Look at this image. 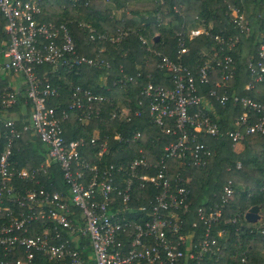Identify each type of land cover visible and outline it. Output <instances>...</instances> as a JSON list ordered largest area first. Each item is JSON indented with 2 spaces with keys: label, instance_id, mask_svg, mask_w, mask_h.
I'll return each instance as SVG.
<instances>
[{
  "label": "built area",
  "instance_id": "obj_1",
  "mask_svg": "<svg viewBox=\"0 0 264 264\" xmlns=\"http://www.w3.org/2000/svg\"><path fill=\"white\" fill-rule=\"evenodd\" d=\"M229 11V20L238 35H248L250 30L243 16L234 8ZM40 15V0H0L6 35L0 48V264H199L204 256L218 257L221 246L217 237L224 230H217L216 237L211 236V230L220 219L222 204L232 195L230 181L222 187L220 204L195 210L202 226L199 238L194 239L193 232H179L181 220L177 212L186 213L188 209L189 178L184 174L191 167L203 166L211 156L207 145L197 141V135H220L217 122L204 112L208 110L207 101L216 102L221 109L230 105L241 108L231 129L223 134L231 146L240 145L247 135L264 136V105L226 91L234 69L231 57L222 55L219 61H205L194 73L179 61L162 57L156 67L168 72L169 87L153 83L150 73L124 74L119 66L113 85L122 88L142 83L137 106L145 107L149 122L161 134L176 135V140L163 146L154 164L148 163L141 148L123 166L102 164V158L109 155L108 140L120 141L119 134L99 139L93 133L88 138L66 140L63 128L70 111L76 113L75 119L82 125L101 119L102 111L95 105L105 98L74 87L66 94L64 105L55 102L60 98L59 86L51 84L40 69L49 66L56 80H67L65 75L81 65L108 73L111 64L98 56H77L66 27L40 21ZM87 32L93 40L92 30L87 27ZM203 32L198 26L176 34L177 60L187 51L185 39ZM127 34L121 30L116 36L100 34L96 38L118 43ZM215 40L221 41L217 37ZM236 40L237 36L228 38L227 49H233ZM141 44L151 52L147 41L141 40ZM256 58L247 64L253 82H259L264 75V44ZM58 69L63 71V78ZM206 85L212 88L202 94L199 86ZM21 88L30 109L27 123L17 124L18 120L5 115L17 105ZM139 116V110L123 106L109 113L112 121L125 124ZM24 134L35 137L45 148V159L36 167H18L15 160ZM131 139L138 140L139 134H131ZM87 147L92 150L91 162L85 156ZM171 162L178 165L171 166ZM239 167L236 161L234 168ZM51 169L59 173L63 190L49 181ZM136 189L155 191L152 199L144 200L148 211L144 206L135 207L142 212L137 216L131 205L138 202L133 197ZM236 221V217H228L223 224ZM259 233L263 234V230ZM86 245L90 254L84 260L81 252ZM240 263L244 264L245 258Z\"/></svg>",
  "mask_w": 264,
  "mask_h": 264
},
{
  "label": "trees",
  "instance_id": "obj_2",
  "mask_svg": "<svg viewBox=\"0 0 264 264\" xmlns=\"http://www.w3.org/2000/svg\"><path fill=\"white\" fill-rule=\"evenodd\" d=\"M109 1L115 10L127 8L129 5L131 8H128L124 18L116 19L111 15V11L103 7V0H40V21L54 25L63 24L70 34L77 56H98L111 64V71L108 73L81 65L77 71H71L64 77L63 71L58 69L57 73L67 80H56L54 73H50L49 66L41 67L40 73L46 72L45 78L48 77L51 84L59 86L60 98L55 102L64 105L66 94L71 93L74 87L89 90L105 98L104 102L95 105L102 111L101 119L97 118L87 125L77 122L76 113L70 111V117L63 128L66 140L88 138L93 133L101 139L117 133L121 140H108L109 155L102 158V164L117 163L123 166L133 158L139 148L143 149L148 163L154 164L161 156L163 146L174 142L176 135L161 134L149 122L145 107L137 106L142 83L125 84L122 88L113 83L118 76V67L121 66L124 74L137 71L143 75L150 73L153 83L169 87L168 72L156 67L162 57L172 62L179 61L184 68L194 73L196 67L205 61L216 62L221 60L222 55H229L234 69L232 78L227 83V93L238 97L245 96L257 104L264 105V75L259 82H253L247 69V64L257 59V51L264 44V0H161L162 3H159L160 0H150L149 3L140 0H107ZM230 8L236 9L243 16L250 30L248 35H238L237 30L233 28L229 20ZM4 24L5 21L0 16V48L3 45L1 43L6 40ZM198 26L202 27L204 32L190 40L185 39L184 47L187 51L177 60L176 34L185 33L188 29ZM87 27L93 32V40L88 37ZM121 30L128 31V34L118 43L96 38L100 34L106 37L116 36ZM155 36L158 38L157 42L152 40ZM235 36L237 40L233 49H227L228 38ZM216 37L221 41H216ZM141 40L149 43L151 52L146 51ZM124 64L126 68L123 67ZM214 74L213 77H217L218 71ZM247 85L248 89L245 88ZM210 88L211 85L199 86L202 94ZM21 92L17 105L13 107L15 111L20 108L23 110L22 114L14 113L18 117L17 124L27 123L29 117L30 104L25 96L23 97V88ZM116 99L120 100L121 106L131 111L139 110L140 116L132 117L127 124L112 121L109 113L117 106ZM213 104L220 135L215 138L197 135V141L207 145L211 156L203 166L191 167L184 174L190 178L187 186L188 209L186 213L177 212L181 220L179 232H193L194 239L199 238L202 226L197 222L195 210H207L220 204L222 187L230 181L232 195L222 204L220 219L211 230L213 237H216L217 230H224V233L217 237L221 246L220 254L218 257L204 256L199 264H241L242 258H245L244 264H264V136H245L241 144L243 151H247L250 156L238 159L240 167L235 169L234 164L238 156L231 149L230 139L223 134L231 129L232 122L242 112L241 108L239 105L229 104L230 106L221 109L216 102ZM136 133L139 134V139L132 140L131 134ZM2 144L0 136V149ZM18 146L22 148L15 154L18 167H36L45 159V148L33 136L22 135ZM88 149L85 156L91 162L93 154L92 150ZM223 160L233 163V167L230 170L223 168ZM170 164L178 165L174 162ZM52 173L49 181L58 190H63L59 173L55 172V169ZM153 194L155 191L151 189L146 193L140 189L134 191L133 197H136L138 202L131 203L133 215H142V212L135 208L138 205L149 210V205L147 206L144 200L147 197L152 199ZM252 206H257L260 210L261 224H251L244 220L243 214ZM228 217H236L237 221L234 224H223ZM192 225L196 228L192 229ZM259 230H263V234H260ZM81 254L86 260L90 254L87 245Z\"/></svg>",
  "mask_w": 264,
  "mask_h": 264
},
{
  "label": "rangeland",
  "instance_id": "obj_3",
  "mask_svg": "<svg viewBox=\"0 0 264 264\" xmlns=\"http://www.w3.org/2000/svg\"><path fill=\"white\" fill-rule=\"evenodd\" d=\"M140 1H144L146 3H149L150 0H140ZM103 7L109 11H111V15L116 18V19H121V18H124L126 16V14L128 13L129 9L128 8H131V5H129V7L127 8H123V9H120V10H115L113 9V6H112V2L109 1L107 2V0H103ZM146 63V62H145ZM144 63V65H146ZM143 65V64H142ZM124 68H126V64H124L123 66ZM217 77L214 78V80H216ZM229 87V85H228ZM207 101V100H206ZM116 105L118 107H121V102L120 100L116 99ZM208 105V110L207 111H204L205 114L208 116V118H210L211 120H214L216 121L218 117H216V111H215V108H214V104L213 102L211 101H207L206 103ZM14 108L12 107L11 109L8 110V112L6 113L5 115V118L7 119H14V120H17V116L14 114V113H18L17 110H13ZM19 112H22L23 113V110L22 108H20L18 110ZM16 116V117H15ZM213 118V119H212ZM1 120V119H0ZM241 147L239 148L237 145H234V146H231V149L233 150V152L239 157L236 158L237 162L242 159L243 157H246L247 155L250 156V154L247 152V151H243V145L240 144ZM224 159V158H223ZM239 159V160H238ZM236 162V161H235ZM222 167L225 168L226 170H230L232 167H233V163H229L225 160H223L222 162ZM190 179V178H189ZM258 215H259V220L256 222V224L260 223L261 224V212L260 210H258ZM263 257H264V254H263Z\"/></svg>",
  "mask_w": 264,
  "mask_h": 264
},
{
  "label": "water",
  "instance_id": "obj_4",
  "mask_svg": "<svg viewBox=\"0 0 264 264\" xmlns=\"http://www.w3.org/2000/svg\"><path fill=\"white\" fill-rule=\"evenodd\" d=\"M152 40L153 42H157L158 38L155 36ZM258 210L257 206L250 207L244 214V220L251 224L256 223L259 220Z\"/></svg>",
  "mask_w": 264,
  "mask_h": 264
},
{
  "label": "crops",
  "instance_id": "obj_5",
  "mask_svg": "<svg viewBox=\"0 0 264 264\" xmlns=\"http://www.w3.org/2000/svg\"><path fill=\"white\" fill-rule=\"evenodd\" d=\"M18 110H19V109H17L18 115H19V114H22V112H19ZM237 146H238L239 148L241 147V145H237Z\"/></svg>",
  "mask_w": 264,
  "mask_h": 264
}]
</instances>
